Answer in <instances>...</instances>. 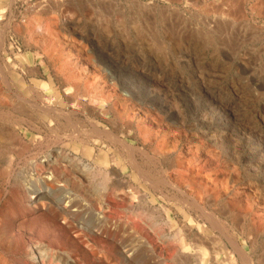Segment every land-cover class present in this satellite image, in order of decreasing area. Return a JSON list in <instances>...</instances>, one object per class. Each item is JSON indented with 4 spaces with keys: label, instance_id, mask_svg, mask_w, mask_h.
I'll return each instance as SVG.
<instances>
[{
    "label": "rangeland",
    "instance_id": "rangeland-1",
    "mask_svg": "<svg viewBox=\"0 0 264 264\" xmlns=\"http://www.w3.org/2000/svg\"><path fill=\"white\" fill-rule=\"evenodd\" d=\"M257 28L264 29V0H0V65L18 67L47 99L65 102L82 130L73 132L63 116L40 135L42 154L62 158L41 176L47 189L58 187L59 202L51 194L42 204L31 200L24 220L28 239L52 249L43 264H226L229 257L243 264L239 250L252 264H264V87L258 81L264 82V31ZM132 91L137 98L129 99ZM117 97L126 99L128 111L151 112L133 118L132 134L124 125L115 134L137 148L136 163L153 181L166 178L167 185L151 187L121 146L86 135L94 124L112 128ZM102 108L110 121L99 115ZM166 128L168 143L158 142L159 134L154 141L156 129ZM210 142L212 163L232 170L229 184L237 192L234 201L233 193H221L215 206L191 187L182 186L185 196L176 189L178 159H191L184 167L201 164V148ZM192 143L198 148L186 154ZM100 148L108 153L98 166L91 158ZM111 168L118 173L114 187H108ZM192 200L216 215L223 232ZM79 222L88 231L77 234Z\"/></svg>",
    "mask_w": 264,
    "mask_h": 264
},
{
    "label": "bare ground",
    "instance_id": "bare-ground-1",
    "mask_svg": "<svg viewBox=\"0 0 264 264\" xmlns=\"http://www.w3.org/2000/svg\"><path fill=\"white\" fill-rule=\"evenodd\" d=\"M202 2L203 1H201V3ZM223 4H224V2H223ZM259 12H260V10H259ZM223 15H224V13H223ZM229 21H231V20H229ZM28 22H29V20H28ZM244 24H245V22L242 23L243 27L245 26ZM37 27L39 28V25H37L36 28ZM253 30H256V29L254 28ZM257 31H264V29L259 28ZM254 33H256V32H254ZM261 34H263V32ZM1 37L2 36H0V51L3 50L5 52V49L3 47V44H4L3 39ZM6 65H8V64H6ZM6 65L5 66L0 65V264H28L29 261H32L35 264H43V262L47 258H50L49 254L51 253L52 249L50 250V248L48 247L50 250V253H49V250L47 249V247H45L44 244H42L41 242L36 243V241H32L31 239H28L27 236H29L28 232L30 231L28 229H30V228H27V225H26L27 222L25 223L24 220L28 214L27 208L29 206H31V203H30L31 200L34 201V200L38 199V200H40L39 202L41 203L42 200L45 199L44 200V202H45L47 195L51 194V197H53V199H54L52 201L59 202V197H58L59 195L57 196V192H59L58 187L56 186L57 188H53V189L48 188L47 189V187H45L46 179L44 181L42 179V178H44V176L43 177H41V176L43 174L45 175L46 170L49 169V168H47L45 170V168L48 167L49 164L50 165L51 164L57 165L60 163L59 161H61L62 158L59 155L60 153H58V152H56V153L47 152L46 154L44 153V155L42 154V151L40 150V148H43V147H41V143L44 141V140H42V137L45 138V136H42L41 134L44 132L45 128H47L48 130H53V128L56 125L55 124L56 120L59 117H63V116L66 118L67 123L70 124L72 129H75V130H72L73 132L78 131L79 133H81L82 130L79 129L77 124L72 123L73 120L71 119V116H73V115H71L72 112H68L65 109V106H63L65 102L61 103V101L59 99H56V100L47 99L45 97L44 93H42L43 91L41 90V88L36 87L30 83H27L22 76H20L18 73H16V70L19 69L18 67L15 70V69H13L14 67L13 68L7 67ZM26 70H27V68H26ZM243 70L245 72L250 71L245 65L243 67ZM25 71H23V72L25 73ZM31 71H33V70H31ZM251 75H253V74L251 73ZM23 76L25 77V75H23ZM258 81H260L259 87H264V82L261 81L260 79H258ZM40 85H41V83H40ZM78 89L76 91H78ZM75 92L73 93V95H71V93H70L71 96L69 95V97H70L69 102L72 103L71 105H73L74 103H77L76 102L77 98L75 97L76 96ZM138 94H139V92H138ZM138 94H136L135 92L132 91L129 99L137 98ZM119 98L120 97H117V99H119ZM129 99H128V101H129ZM124 100H126V99H124ZM124 100L123 99L117 100L118 108L117 109L115 108V110L113 111V116H114V119L116 121L114 123L112 122L113 124H112V128L110 130L106 131V128L104 130H99L96 127L97 125L95 126V124H94L92 126L93 128H91L88 131V134H86L84 131L83 132L86 135L90 134V136H91V134L96 136V137L105 136V138H107L106 140L110 141L112 144L121 146L125 150L127 159L129 161V163L131 164V166L134 168V170L137 173V175L139 176V178H141L147 184L151 185V187H156L159 184H162L163 186H164V184L167 185L166 183H170L171 181L169 182V179H166V178L154 179L155 181H153L152 176H150V174L143 171L139 167V165L136 163L135 154H136L137 148L134 147L132 144L128 143L127 141H125L124 139L121 140L116 136L115 130L118 127L123 126V125L127 128L128 134H132V120L134 117L141 118L142 116L148 117V116L152 115L150 111L143 110L139 106H136L135 108H133V106H131V107L129 106L130 110L128 111V109H127L128 105H127L126 101H124ZM98 112H99L100 116L109 114V112L103 108L101 110H99ZM103 117L106 119L108 118L106 116H103ZM65 118H63V119L65 120ZM108 121H110V119ZM47 131H46V133H47ZM150 131H152V130H150ZM36 133H37V135H35ZM84 133H83V135H85ZM158 134H159V136L161 135L160 140L158 142H162V145H165L168 143V137L171 135V129L166 128V129H160L159 131H157V129H156L155 135L152 134L154 136L153 137L154 139L152 138L154 141H156L158 139V137H159ZM174 134L175 133H172V135H174ZM40 135L42 137H40ZM76 135H77V133H76ZM176 136H178L177 133H176ZM42 144H44V146H45V143H42ZM209 144H211V142L204 144V147L201 148V150H202L201 152L203 153L202 154L203 160H202V162L200 161L201 164L197 163V164H195V166L190 167L189 165H187L186 167H184L183 163L184 164H185V162L191 163V159H188V160H187V158L185 160H181V159L179 160L178 159V161H177L178 163L176 164V168H177V172L180 173V176L179 177L177 176L178 177L177 179H178L179 183L182 185L181 186L175 185L176 189H177V191L180 192V194L184 195L185 192H184L182 186L191 187L192 191L196 190L195 192H198L199 197L202 195H205L207 198L212 197V205H213V203L215 204V203L219 202L218 198L220 197L221 193H224L225 196L227 194H230V193L232 195V193H233V196H231V199L234 201L235 199H237L236 198L237 192H235V191L233 192V190H232L233 185L229 184V183H232L231 182L232 170H229L226 167L225 168L222 167V169H221L218 167L219 164L217 162L212 163V159H213L212 153L214 151L212 152L211 146H209ZM32 146L36 148L33 151H32ZM193 147L196 149L198 148L197 145H195L193 143L186 145V152H187L186 154H188V152H192ZM199 147H200V145H199ZM164 148L167 149L166 146H164ZM85 149H86L85 147L82 148L83 154L84 153L87 154V152H88ZM162 149H163V147H162ZM99 151L100 152H99L98 157L91 158V159H93V163H95L98 166L100 165V163H102V161L104 162V160L107 159L106 156L108 153V152L103 153L101 151V148L99 149ZM155 151H157V150H155ZM157 152H159L161 155L166 157V155H164V153L161 150H158ZM192 153H194V152H192ZM142 154L146 155V153H142ZM152 157H154L153 154H152ZM67 161H69V160H67ZM71 162L72 161H70V163ZM113 162H115V161H113ZM148 162H150V161H148ZM65 163H67V162H65ZM152 163H153V161H152ZM71 164H68L69 167L72 166L73 168H75L73 166V164L72 165ZM63 165H65V164H63ZM209 168H212L213 171L211 172L210 170H207ZM69 169L71 170V168H69ZM204 170L210 171L211 173L210 172L204 173ZM85 171H86V169H85ZM109 171L113 176H111V178L109 179V182H108L109 186L108 187H114V184H118V180L116 178V175H118V173L114 168H111ZM48 174H50V172ZM32 175L34 176V179H31ZM46 175H47V173H46ZM83 177H84V175H83ZM47 178L49 179V177H47ZM155 178H157V177H155ZM88 179H90V178L87 177V180ZM52 180H53V178H52ZM233 181H235V179ZM105 183H107V182H105ZM85 186H86V184H85ZM116 186H115V188H116ZM100 189L101 188H93L92 187L91 192H94L96 194V193L100 192ZM158 190H159V188H158ZM38 200H37V202H38ZM37 202H35V203H37ZM200 202L201 201H199V200H192V201H190L189 205L191 207H194L195 209L197 208L196 210H198V209L199 210H205V208H203L204 206L201 207ZM208 202L211 203V201H208ZM210 203H208V204H210ZM237 204H239V203H237ZM215 205H213V206H215ZM209 206H211V205H209ZM213 206H211V207L215 208ZM261 206H263V205H261ZM211 207H210V209L212 212L215 209L212 210ZM34 208H36V210H38L37 207H34ZM39 208H41V207H39ZM44 209H45V207H44ZM60 210H62V209H60ZM217 210H218V208H217ZM33 211H35V210H33ZM72 211H74V210H72ZM262 212L264 213L263 210H262ZM204 215H205V218L207 217L209 222L214 223L215 226L219 227V229L223 232L222 224L219 223V221L217 220L216 217H214L216 215L211 217L210 212H207V211H206V214H204ZM19 218H21V221H19V223H16ZM34 224H35V222H34ZM35 225H38V224H35ZM28 227H31V226L28 225ZM41 228H42V226H41ZM40 230H42V229H40ZM35 232H36V230H35ZM39 234H41V233H39ZM33 238H35V237H33ZM234 249H235V247H234ZM239 249L240 248H238L237 250H239ZM237 250L235 249V251H237ZM222 252L223 251L221 250V253ZM53 253H54V251H53ZM55 253H58V252H55ZM238 254H240V257H241L243 264H252L249 256H247L243 251L239 250ZM196 255H198V254H196ZM57 257L58 256H55V259ZM229 258L230 259L227 260L226 264H234L231 257H229ZM53 259H54V256H53ZM47 262H48V259H47ZM65 264H68V260L65 262Z\"/></svg>",
    "mask_w": 264,
    "mask_h": 264
},
{
    "label": "built area",
    "instance_id": "built-area-1",
    "mask_svg": "<svg viewBox=\"0 0 264 264\" xmlns=\"http://www.w3.org/2000/svg\"><path fill=\"white\" fill-rule=\"evenodd\" d=\"M86 223L79 222V226H78L79 231L77 232V234H81V230L88 231L89 225H88V223L87 224ZM139 260H140V258H139Z\"/></svg>",
    "mask_w": 264,
    "mask_h": 264
}]
</instances>
